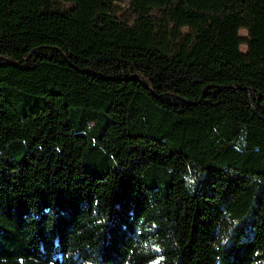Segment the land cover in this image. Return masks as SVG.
<instances>
[{"label":"trees","instance_id":"1","mask_svg":"<svg viewBox=\"0 0 264 264\" xmlns=\"http://www.w3.org/2000/svg\"><path fill=\"white\" fill-rule=\"evenodd\" d=\"M0 264H264V0H0Z\"/></svg>","mask_w":264,"mask_h":264},{"label":"rangeland","instance_id":"2","mask_svg":"<svg viewBox=\"0 0 264 264\" xmlns=\"http://www.w3.org/2000/svg\"><path fill=\"white\" fill-rule=\"evenodd\" d=\"M122 5H123V4H122ZM129 18H130V17H129ZM241 33H242V34H244V33H245V31H244V30H242V31H241ZM242 48L244 49V46H242Z\"/></svg>","mask_w":264,"mask_h":264}]
</instances>
